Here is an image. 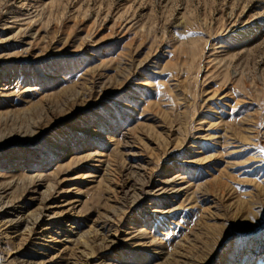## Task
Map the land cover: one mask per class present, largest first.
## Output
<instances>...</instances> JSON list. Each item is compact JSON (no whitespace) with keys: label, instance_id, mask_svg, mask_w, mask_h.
I'll use <instances>...</instances> for the list:
<instances>
[{"label":"rangeland","instance_id":"rangeland-1","mask_svg":"<svg viewBox=\"0 0 264 264\" xmlns=\"http://www.w3.org/2000/svg\"><path fill=\"white\" fill-rule=\"evenodd\" d=\"M6 186L9 264H264V0H0Z\"/></svg>","mask_w":264,"mask_h":264},{"label":"bare ground","instance_id":"bare-ground-1","mask_svg":"<svg viewBox=\"0 0 264 264\" xmlns=\"http://www.w3.org/2000/svg\"><path fill=\"white\" fill-rule=\"evenodd\" d=\"M26 90L31 91L32 88H27ZM35 178L39 179L40 177L36 176ZM17 182H20V181L17 180ZM9 186L8 187L6 186L5 188L0 187V244H6L7 239L11 237L21 236L20 238L26 241V240H33L39 237V235L40 236L44 235V233L40 229L38 230L39 227L37 226L36 222L38 218L40 217V214L42 213V209L44 207L57 206L55 202H51L48 200V198L50 197V194H47L41 199L40 213L38 212V214L33 215V213L29 211L26 212L25 210H19V212L17 213L15 217H11V213L15 212L16 210L12 209L13 207L8 208V205H7L5 206V208L7 207V210L4 211L3 209L4 204H1V200L6 196L7 189L9 188ZM14 208L16 209V207ZM48 217L53 218L55 217V214L50 215ZM22 225H23V228H21L22 229V233H21L19 229ZM53 227H54L53 224L51 222H48L44 226V229L51 230ZM10 234H12L11 237L9 236ZM110 239L109 240L106 239V240L110 241ZM54 240H56V238L53 235H49V237L46 239V241H54ZM63 240L68 241L67 236L61 239L62 244L56 249V252L49 258L41 260L40 261L41 264H59L60 263V261L57 258H59L60 255H62L67 248V246H63L64 245ZM9 256H10L9 252H4L3 254L0 253V264H9V260H8Z\"/></svg>","mask_w":264,"mask_h":264}]
</instances>
